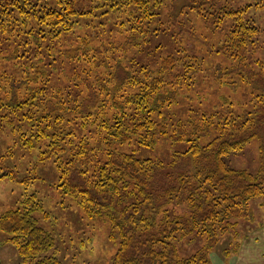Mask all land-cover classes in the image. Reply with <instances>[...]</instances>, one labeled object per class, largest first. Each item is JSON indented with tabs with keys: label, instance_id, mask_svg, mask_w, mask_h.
<instances>
[{
	"label": "trees",
	"instance_id": "trees-1",
	"mask_svg": "<svg viewBox=\"0 0 264 264\" xmlns=\"http://www.w3.org/2000/svg\"><path fill=\"white\" fill-rule=\"evenodd\" d=\"M215 2L191 0L185 7L205 17L206 4L214 7ZM162 3L0 0V33L6 35L0 42V128L7 125L19 132L22 145L29 149L42 148V161L54 158L59 187L79 197L88 217L110 221L111 237L120 238L111 264H211L206 249L180 256L178 236L209 233L212 247L219 231L231 230L251 214V199L264 196V151L257 174L234 169L226 161L255 137L264 138V117L250 112L242 116L204 112L179 122L172 138L189 146L174 152L168 163L115 147L133 142L150 147L167 136L162 111L177 102L181 84L192 85L201 61L187 55L182 72L178 66L185 57L179 55L167 56L156 70L134 58L124 63L120 55L113 62L110 56L117 48L112 42L91 40L76 29L95 28L99 18L104 26L118 25L127 33L121 45L127 52L139 48L141 35L151 33L148 25ZM229 4L215 11L219 25L234 19L218 49L239 62L225 70L260 91L264 102V76L249 61L260 29L245 17L251 5ZM120 12L122 16L117 15ZM10 60L14 64L8 68L5 62ZM256 63L264 65L261 60ZM210 136L203 145L201 139ZM6 176L15 179L13 170ZM171 203L188 209L174 215L167 208ZM42 208L36 196L26 198L21 208L0 215V230L9 235L7 241L24 263L63 264L55 237L39 226L35 216Z\"/></svg>",
	"mask_w": 264,
	"mask_h": 264
},
{
	"label": "rangeland",
	"instance_id": "rangeland-1",
	"mask_svg": "<svg viewBox=\"0 0 264 264\" xmlns=\"http://www.w3.org/2000/svg\"><path fill=\"white\" fill-rule=\"evenodd\" d=\"M189 1L163 0L159 14L148 25L151 33L146 38L141 35L139 48H129L127 52L121 46L127 39V33L118 25L108 23L104 26L99 18L94 24L95 28L80 26L76 29L77 34H88L91 40L112 42L117 48L115 56H110L113 62L120 55L124 63L134 58L139 64L156 70L167 56L179 55L185 57L178 66L179 72H182L184 62L189 60L187 55L201 61V69L194 72L192 85L181 84L177 102L162 111L169 128L167 136L161 137L150 147H138L136 142L117 143L115 147L119 151L168 163L174 152L185 151L189 146L186 141L172 138L179 122L201 117L204 112L234 116L250 112L264 117V102L258 96L261 92L255 91L238 75L227 72L225 69L238 65L239 61L224 49H218L225 44L234 19L227 18L219 25L215 16L219 7L229 3L234 8L251 5L245 17L260 32L251 48L249 61L264 76V65L259 67L256 63L257 60L264 63V0H217L214 7L206 4L205 8L210 14L206 12L205 17L200 16L196 9L185 7ZM117 15L123 14L120 12ZM170 15L174 17L170 18ZM156 29L159 30L155 32ZM5 36L0 33V42ZM13 64V60L5 62L8 68ZM154 117L161 121L160 116ZM262 129L264 131V125ZM211 137L201 139V143L205 145ZM41 149L23 146L20 133L10 126L0 128V215L21 208L23 200L36 196L43 208L35 216L39 226L55 237V251L63 264H111L120 238L118 235L111 237L110 221L88 217L79 205V197L59 187L60 174L56 162L54 158L45 161L39 159ZM263 151L264 138L255 137L242 151L227 156L226 161L234 169L257 174L262 167ZM10 170L14 171L15 179L3 177ZM167 208L174 215L185 213L188 209L175 203ZM249 208L251 214L247 218L240 219L231 230L217 233L212 247L209 246V233L199 231L178 236L175 244L179 255L190 257L206 249L211 264H259L255 254L264 250V196L251 199ZM8 238L9 235L0 230V264H31L23 262L17 248L7 241ZM261 258L264 259V256Z\"/></svg>",
	"mask_w": 264,
	"mask_h": 264
},
{
	"label": "crops",
	"instance_id": "crops-1",
	"mask_svg": "<svg viewBox=\"0 0 264 264\" xmlns=\"http://www.w3.org/2000/svg\"><path fill=\"white\" fill-rule=\"evenodd\" d=\"M257 250V249H255ZM256 258L259 259V264H264V259H262L261 257L264 256V250L262 249L261 252L255 254Z\"/></svg>",
	"mask_w": 264,
	"mask_h": 264
}]
</instances>
